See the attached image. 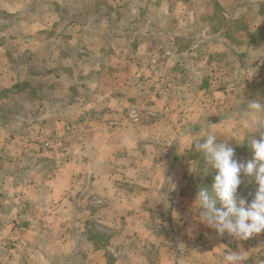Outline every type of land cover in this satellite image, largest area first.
<instances>
[{"label":"rangeland","instance_id":"1","mask_svg":"<svg viewBox=\"0 0 264 264\" xmlns=\"http://www.w3.org/2000/svg\"><path fill=\"white\" fill-rule=\"evenodd\" d=\"M238 1L245 3V0H0V20L6 17L9 23L13 22L9 30L16 34L29 33L31 44L24 56L18 53L22 41L10 42L16 52L15 63L25 64L26 68L21 73L23 80L11 93L4 90L2 93L11 97L9 107L15 111L11 117L1 118L3 124L15 123L17 132L23 130L27 136L18 134L10 139L1 133L0 144L29 148L26 160L30 161L32 171L46 168L50 175L63 152L68 154L75 144V132L103 122L101 118L108 114L106 109L124 113L122 116L132 123L140 124L145 117L152 122L156 144V151L148 153L147 159L159 155L161 160L177 164L182 158L190 161V166L156 169L154 173L147 167L139 169L138 176L153 174L164 179L179 175L186 179V183H156L154 189L160 194L159 199L148 201L154 202L156 214H145L143 219L149 220V225L156 224L160 234L169 235L175 223L170 204L174 203L171 199L176 191L192 192L193 214L201 188L207 190L219 208L220 201L210 181L214 169L193 148L194 142L202 139L193 136L199 130L196 126L200 119L195 110L203 109L210 120L230 114L231 120L225 119L222 129L220 126L212 131L219 135L221 132L229 136L246 135L242 144L234 137L222 135L219 142L228 143L235 149V158L247 162L253 158L251 140L259 138V132L248 134L242 128V122L251 118L247 104L264 103V24L240 39L246 22L258 16V12L264 13V0L256 1L253 8L242 12L230 25L227 33L233 38L223 41L218 35L226 32L225 13L231 15ZM1 26L0 30H5ZM248 43L257 45L253 51L259 52L249 56L230 51L237 48L241 53ZM189 47L193 49L191 56ZM189 77L196 83H189ZM137 80L141 84L138 105L133 98L123 104L117 99L111 102L109 95L117 94L118 83ZM157 98L167 99L169 110L148 112L149 102ZM24 99L26 107L21 104ZM168 125L169 135L163 132ZM114 140L121 142L119 133ZM130 143L120 157L129 163L137 153L127 150L132 147ZM44 162L45 167L41 166ZM121 174L131 185L135 169L123 167ZM242 181L238 193L251 202L257 185L249 183L243 175ZM137 186L142 191L150 185ZM205 227L208 232L213 231L206 224ZM251 239L258 241L254 260L259 264L264 261V232ZM146 248L150 252L151 248ZM151 251L154 254L157 250Z\"/></svg>","mask_w":264,"mask_h":264},{"label":"crops","instance_id":"2","mask_svg":"<svg viewBox=\"0 0 264 264\" xmlns=\"http://www.w3.org/2000/svg\"><path fill=\"white\" fill-rule=\"evenodd\" d=\"M256 1H238L231 15L225 13L226 32H218L223 41L233 38L234 35L227 33L228 28L242 12L253 8ZM257 15L246 22L240 39L264 26V19L259 18L264 13L258 12ZM11 24L13 22L9 23L6 17L0 20L5 29L0 30V134L10 139L18 134L27 136L23 130L17 132L15 123L10 126L1 120L15 114L9 107L11 97L2 94L3 90L11 93V89L23 80L21 73L26 68L25 64L19 66L15 63L16 52L10 42L21 40L23 47L18 48V53L22 52L24 56L31 45L28 44L29 33L16 34L9 30ZM190 35L191 32L187 34ZM247 46L241 53L237 48L230 51L235 55L249 56L259 52L253 51L257 45L248 43ZM193 48L195 51L196 46ZM192 54L193 49L189 47L188 55ZM190 71L189 66L188 75ZM192 80L189 77V83H196ZM117 87V94L109 95L111 102L117 99L123 104L129 99L132 101L131 98L137 105L141 102L138 80L118 83ZM26 100L21 102L24 107ZM155 100L146 107L148 112L158 114L169 110L167 99ZM197 109L200 119L196 128L199 130L193 134L197 138H203L212 128L221 126L222 129L225 119L231 120L230 114H220L210 120L205 117L203 109ZM105 111L108 114L101 118L103 122L75 132V144L68 154L63 152V158L55 162L53 166L57 168L50 175L46 168L32 171L30 161L26 160L29 148L0 144V264H223L226 250L244 251L249 256L244 264H256L254 252L258 241L251 238L238 241L227 233L219 235L215 229L208 232L198 219V212L193 214L190 202L193 194L187 190L176 191L172 196L174 203L171 202L170 208L175 223L172 230L169 229V235L160 234L156 224L149 225V220L143 219L145 214H156L154 202L148 203L149 199H159L160 194L154 189L156 183H186V179L179 175L164 179L153 174L138 176L139 169L147 167L154 173L156 169L190 166V161L180 158L177 164H173L168 163V159L161 160L159 155L147 159L148 153L156 151L152 122L142 117V123H132L116 109ZM115 114L119 116L115 117ZM170 129V125L163 129L164 134L169 135ZM118 133L120 143L114 140ZM217 134L220 136L222 132ZM129 142L134 148L127 150L138 153L133 155L131 163L120 158ZM45 164L47 162L41 166ZM123 167L135 169L131 185L121 174ZM138 184L150 186L141 191ZM158 215L162 216L160 212ZM146 246L157 251L154 254L151 250L148 252Z\"/></svg>","mask_w":264,"mask_h":264},{"label":"clouds","instance_id":"3","mask_svg":"<svg viewBox=\"0 0 264 264\" xmlns=\"http://www.w3.org/2000/svg\"><path fill=\"white\" fill-rule=\"evenodd\" d=\"M247 111L251 118L242 122V128L248 134L259 132V138L252 139L250 143L253 151L250 161L236 159L235 149L226 142H219L221 136L215 131H210L193 144L194 151L204 158L210 168L217 170L213 190L221 205L218 208L216 200L201 188L194 206L199 213L198 219L219 235L227 233L238 241H246L264 232V119L261 118L264 103L248 102ZM222 136L234 137L241 144L246 139V135L241 137L236 133ZM242 175L248 178L249 183L257 185L251 202L238 193L243 182ZM248 259L244 251L226 250L223 264H244ZM259 264H264V261Z\"/></svg>","mask_w":264,"mask_h":264},{"label":"trees","instance_id":"4","mask_svg":"<svg viewBox=\"0 0 264 264\" xmlns=\"http://www.w3.org/2000/svg\"><path fill=\"white\" fill-rule=\"evenodd\" d=\"M262 84H264V83H262ZM216 174H217V170H213V175L214 176H211V178H210V181H211V185H213L214 184V180H215V176H216Z\"/></svg>","mask_w":264,"mask_h":264}]
</instances>
